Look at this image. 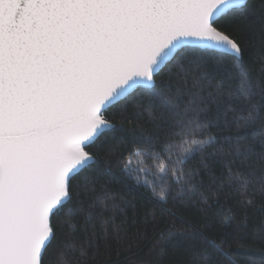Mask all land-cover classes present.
Returning <instances> with one entry per match:
<instances>
[{"label":"snow or ice","instance_id":"1","mask_svg":"<svg viewBox=\"0 0 264 264\" xmlns=\"http://www.w3.org/2000/svg\"><path fill=\"white\" fill-rule=\"evenodd\" d=\"M143 112L149 126L130 127ZM113 183L147 197L143 231ZM221 202L211 223H171ZM250 210L264 213V6L0 0V264H159L169 246L197 248V264H264L231 250L264 246Z\"/></svg>","mask_w":264,"mask_h":264},{"label":"trees","instance_id":"2","mask_svg":"<svg viewBox=\"0 0 264 264\" xmlns=\"http://www.w3.org/2000/svg\"><path fill=\"white\" fill-rule=\"evenodd\" d=\"M251 6L255 8L257 11L264 6V0H250ZM232 23L236 27L242 35L251 36L252 32L259 33L260 31V23L259 20L253 21V18L249 17L245 18H234ZM259 53V49H252L249 53L246 54L245 59L252 62V76L258 74L259 63L257 62V56ZM132 110L130 109V112ZM140 125L143 127L149 126V117L146 112H143L139 115H135L132 119L131 126ZM259 126H254L252 129L248 130L247 134L251 136L254 132H260ZM108 178L105 177V180ZM111 189L113 191L124 193L128 196L129 199H134L137 205L138 214L135 217L136 224H132V211L128 209V216H129V231L135 235L136 228L140 227V230L143 231V225L141 223L143 219V212L146 208H149L150 205L147 203V197L140 191L132 190L129 191L128 188L123 187L120 184H111ZM257 209H259V203L257 204ZM224 206L223 202L220 204H212L210 208L206 210H202V208L197 206L181 208L179 210V215L171 220V223L175 225L176 228H181L183 225L180 223L179 217L182 216L186 220L190 221H208L211 223L213 219H218L224 213ZM264 213L260 212L259 210H250L249 216V229L251 231H255L260 227L264 226ZM164 227L163 223L161 222L157 226V230H153L151 226H149L145 238L139 241V247L134 249L136 258H143L148 259V251L153 245L158 241V228ZM262 247L261 245L253 244L251 240H243L238 241L232 246V252L236 257H238L242 261L247 260H255L259 262L260 260L264 259V251L260 250ZM158 251V250H157ZM197 248H190V247H172L169 246L167 249V255L159 261V264H197V255H198ZM154 258V256H153Z\"/></svg>","mask_w":264,"mask_h":264}]
</instances>
